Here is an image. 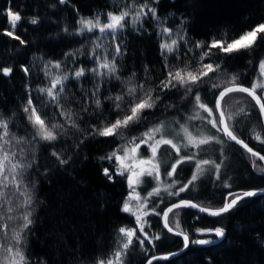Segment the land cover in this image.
I'll list each match as a JSON object with an SVG mask.
<instances>
[{
	"label": "snow or ice",
	"instance_id": "snow-or-ice-1",
	"mask_svg": "<svg viewBox=\"0 0 264 264\" xmlns=\"http://www.w3.org/2000/svg\"><path fill=\"white\" fill-rule=\"evenodd\" d=\"M160 2L128 0L114 10L87 17L81 15L73 0H56L58 5L71 6L75 12L74 23L78 27L71 34L93 43V50L87 55L91 63H77L72 52L64 54L69 64L49 60L42 66L44 80L35 90L37 95L26 89L20 107L22 124L17 126L9 116L0 114V264H32L25 255L24 245L34 223L32 189L35 184L25 183V175L33 168L32 154L41 144L54 158L52 163L56 168L69 165L71 156L62 154L65 136L69 134L75 137L76 148L86 139L102 143H112L113 138L123 141L110 152L98 156L96 166L106 182L115 184L119 177L126 184L127 195L120 211L134 217L135 223L132 227L119 226L118 246L111 254L95 259L94 264H132L131 257L137 248L144 256L142 264H156L176 255L156 254L157 241L166 236L146 231V227L152 228L147 219L150 216L159 217L166 233L182 237L183 247L188 248L190 235L181 228L178 219L184 209L222 217L239 210L246 199L264 197V189L231 190L232 183L222 173L224 159L221 158L226 157L225 145L239 146L253 171L264 177V148L255 149L248 142L255 140L264 146V58L257 62V74L248 85L238 83L239 74L222 70L225 58L238 53H248L251 57L264 44V21L230 40L215 36L191 40L186 32H176L161 23ZM170 2L174 4L175 0ZM0 16L5 17L8 25L0 29V35L20 45L27 42L17 34L18 28L23 23L41 24L39 16L25 17L12 4L0 9ZM152 21H157L159 29L162 75L146 86L144 80L134 79L136 72L133 70L125 82L120 72L124 67L121 58L128 51L123 46L125 29L131 24L140 26L135 30L143 31V24ZM63 30L69 32L67 27ZM102 38L111 41L108 45L111 51H97L102 49ZM20 70L25 76L31 75V68L23 63ZM14 73V67L0 64V77L12 78ZM73 81L76 84H72ZM114 81L120 82L118 90H113ZM70 85L78 87L79 91L68 101L65 93ZM201 89H205V95ZM172 92H180L182 100L191 97V111L187 116L177 113L179 118L173 121L152 123L150 117L161 106V101H165L164 107H175L165 100ZM237 93L242 95H233ZM230 102L241 105L239 111L242 113H256V123L249 128L247 136L239 130V121L234 120L236 112ZM21 127L23 134H20ZM73 129L74 132L70 131ZM209 146H219L220 157L205 158ZM182 166L191 168V175L185 181L180 180ZM47 171L46 168L45 173ZM206 175L229 189L219 206L209 207L181 197ZM145 184L151 185L150 190H141V185ZM162 192L179 199L166 201ZM170 214L177 218L175 226L170 223ZM195 231L202 236L225 237L222 227ZM191 242L211 243L207 239Z\"/></svg>",
	"mask_w": 264,
	"mask_h": 264
},
{
	"label": "trees",
	"instance_id": "trees-1",
	"mask_svg": "<svg viewBox=\"0 0 264 264\" xmlns=\"http://www.w3.org/2000/svg\"><path fill=\"white\" fill-rule=\"evenodd\" d=\"M127 2L128 0H73L81 15L87 17L114 10ZM8 4L17 7L25 17L39 16L41 20L39 26L23 23L18 28L17 34L25 39L26 45L0 35V64H7L15 69L12 78L0 77V114L9 116L20 126L23 116L20 107L26 96V89L37 95L35 90L44 80L42 66L49 60H61L69 64L64 55L67 52H72L77 57V63H91L87 55L93 50V43L71 34L78 27L74 23L75 12L71 6L58 5L56 0H0V9ZM159 12L164 26H170L176 32H186L191 40H207L212 36L230 40L264 21V0H175L174 4L170 0H161ZM7 27L5 17L0 16V29ZM65 27L69 32L63 30ZM139 27L129 24L125 29L123 46L128 51L121 58L124 67L120 72L127 82L134 70V79L144 80L147 86L155 83L162 75L163 61L159 55L160 41L157 36L159 29L157 21L145 22L143 31L135 30ZM100 42L102 49L97 51H111L108 48L111 41L102 38ZM261 58H264V44L251 57L248 53H238L225 58L222 70L239 74L238 83L248 85L257 74L256 64ZM22 63L31 68L30 76H25L20 70ZM72 84L76 82L73 81ZM119 85V81H114L113 90H118ZM78 91V87L70 85L65 93L66 99L70 101ZM201 93L205 95V89H201ZM180 96V92L169 93L165 100L175 104V107H164L165 101H161V106L150 117L151 122L176 120L179 118L177 113L187 116L191 111V97L182 100ZM240 107L238 105L235 109L234 120L239 121V130L247 136L249 128L256 123V113H242L239 111ZM115 115L113 112L112 116ZM20 134H23L22 127ZM65 140L62 154L71 156L69 165L56 168L52 163L54 158L50 156L46 146L41 144L37 145L32 154L35 160L33 168L25 175V183L35 184L32 189L35 196L32 205L34 223L24 245L25 255L32 264H94L95 259L111 254L118 246V227H132L135 223L134 217L120 211L127 195L126 184L119 177L115 184L106 182L96 166L98 156L110 152L116 144L123 141L113 138L112 143H102L86 139L80 148H76L74 136L66 135ZM248 142L257 149L264 148L255 140ZM243 151L239 146H224L226 157H221L224 159L222 173L232 183L231 190L264 188V177L253 171L245 158L246 154L242 155ZM220 155L219 146H209L205 158L216 159ZM85 156L87 159H84ZM165 161L167 162V158ZM182 167L184 171L180 180L185 181L191 175V168ZM227 191L229 189L224 188L211 175H206L191 191L182 193L181 197L216 207L222 204ZM162 196L166 201L179 199L168 197L166 193ZM242 205L239 210L222 217H210L192 209H184L178 219L181 228L190 235V240L210 239L211 243L199 245L191 242L181 255L156 264H264V197L246 199ZM160 207L163 208L164 205L161 204ZM196 216L200 219H195ZM172 218L173 215H170V223L175 226ZM147 219L152 228L146 227V231L166 236L157 241L156 254L174 251L183 246L180 237L166 233L159 217L150 216ZM215 227L225 230L222 242H216L214 235L202 236L195 231L197 228ZM143 260L144 256L137 248L131 257L132 264H142Z\"/></svg>",
	"mask_w": 264,
	"mask_h": 264
},
{
	"label": "water",
	"instance_id": "water-1",
	"mask_svg": "<svg viewBox=\"0 0 264 264\" xmlns=\"http://www.w3.org/2000/svg\"><path fill=\"white\" fill-rule=\"evenodd\" d=\"M255 189V188H254ZM258 189V188H257ZM262 189H264V188H262ZM188 199V198H187ZM191 200H193V199H191ZM194 202H197V201H195V200H193ZM197 203H199V202H197ZM190 209V208H189ZM192 210H194V211H196V212H198L196 209H192ZM202 214H204V213H202ZM205 215H207V214H205ZM208 216V215H207ZM208 235H211V234H208ZM226 235V234H225ZM179 237V236H178ZM181 239H182V237H180ZM225 238V237H224ZM224 238H217L216 240V242H222L223 240H224ZM190 243H191V240H190ZM190 246V245H189ZM189 248V247H188ZM188 248H184L183 246L181 247V248H179V249H177V250H174V251H169V252H164V253H159V255H164V254H168V253H176V255H174V256H172L171 258H174V257H177V256H179V255H181L182 253H184ZM170 258V259H171Z\"/></svg>",
	"mask_w": 264,
	"mask_h": 264
},
{
	"label": "rangeland",
	"instance_id": "rangeland-1",
	"mask_svg": "<svg viewBox=\"0 0 264 264\" xmlns=\"http://www.w3.org/2000/svg\"><path fill=\"white\" fill-rule=\"evenodd\" d=\"M230 103H233V109L235 110L236 109V107H238V104H235L234 102H230ZM213 131H215V130H213ZM166 162V161H165ZM150 187H151V185L150 184H145V185H141V190L142 191H147V190H150ZM255 189H257V188H255ZM258 189H262V188H258ZM163 194V192L161 193V195ZM171 215V214H170ZM176 217L175 216H173V218H172V222L173 223H175L176 222ZM169 220H170V217H169ZM216 239H217V237H216ZM207 240H210V239H207Z\"/></svg>",
	"mask_w": 264,
	"mask_h": 264
},
{
	"label": "bare ground",
	"instance_id": "bare-ground-1",
	"mask_svg": "<svg viewBox=\"0 0 264 264\" xmlns=\"http://www.w3.org/2000/svg\"><path fill=\"white\" fill-rule=\"evenodd\" d=\"M246 85V84H245ZM250 144V143H249ZM250 146H252L251 144H250ZM252 147H254V146H252ZM255 148V147H254ZM255 149H257V148H255ZM259 150V149H258ZM262 154H264V153H262ZM244 189V188H243ZM246 189H254V188H246ZM237 190H241L240 188H237V189H233V191H237ZM189 199V198H188ZM209 207H212V206H209ZM173 226V225H172ZM226 234V233H225Z\"/></svg>",
	"mask_w": 264,
	"mask_h": 264
}]
</instances>
